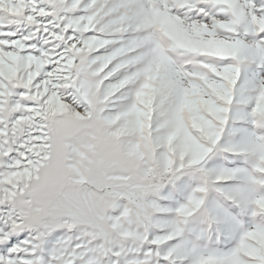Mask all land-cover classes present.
<instances>
[{
  "label": "snow or ice",
  "instance_id": "obj_1",
  "mask_svg": "<svg viewBox=\"0 0 264 264\" xmlns=\"http://www.w3.org/2000/svg\"><path fill=\"white\" fill-rule=\"evenodd\" d=\"M0 264H264V0H0Z\"/></svg>",
  "mask_w": 264,
  "mask_h": 264
}]
</instances>
